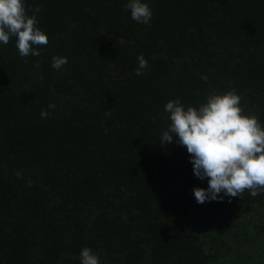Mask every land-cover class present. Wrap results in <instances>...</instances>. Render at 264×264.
<instances>
[{
  "label": "trees",
  "instance_id": "obj_1",
  "mask_svg": "<svg viewBox=\"0 0 264 264\" xmlns=\"http://www.w3.org/2000/svg\"><path fill=\"white\" fill-rule=\"evenodd\" d=\"M126 3L26 0L48 44L0 45V264H80L85 246L101 264H264V192L197 203L207 180L161 144L177 98L235 89L264 124V0H148V25Z\"/></svg>",
  "mask_w": 264,
  "mask_h": 264
},
{
  "label": "clouds",
  "instance_id": "obj_2",
  "mask_svg": "<svg viewBox=\"0 0 264 264\" xmlns=\"http://www.w3.org/2000/svg\"><path fill=\"white\" fill-rule=\"evenodd\" d=\"M125 8L136 22L150 24L153 12L148 0H127ZM39 11L37 8L29 15L26 0H0V45H7L10 37H15L21 57L39 55L35 46L49 42L46 31L39 27ZM137 59L135 73L142 75L148 61L143 54ZM67 63L66 56H54L51 66L59 70ZM240 101V95L232 89L210 94L199 107L185 106L179 98L164 106L170 124L162 132L161 144L177 141L186 146L194 175L207 180V187L193 188L197 203L241 196L246 189L252 196L264 192V124L256 115L244 114ZM40 115L47 118L49 111L42 109ZM80 264H101V259L85 246L80 251Z\"/></svg>",
  "mask_w": 264,
  "mask_h": 264
}]
</instances>
